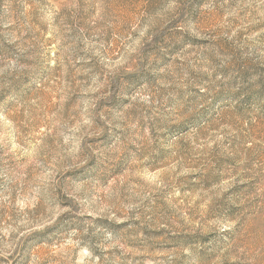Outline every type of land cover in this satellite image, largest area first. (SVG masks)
I'll use <instances>...</instances> for the list:
<instances>
[{
  "label": "rangeland",
  "instance_id": "obj_1",
  "mask_svg": "<svg viewBox=\"0 0 264 264\" xmlns=\"http://www.w3.org/2000/svg\"><path fill=\"white\" fill-rule=\"evenodd\" d=\"M0 264H264V0H0Z\"/></svg>",
  "mask_w": 264,
  "mask_h": 264
}]
</instances>
